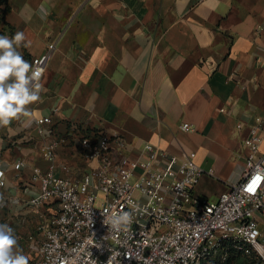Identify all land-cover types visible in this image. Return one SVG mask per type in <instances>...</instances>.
<instances>
[{"label":"crops","instance_id":"1","mask_svg":"<svg viewBox=\"0 0 264 264\" xmlns=\"http://www.w3.org/2000/svg\"><path fill=\"white\" fill-rule=\"evenodd\" d=\"M1 13L0 35L24 33L18 51L30 63L55 45L30 123L0 127V224L14 229L29 261L30 237L52 211L29 207L40 192L35 172L55 165L81 178L96 167L76 150V127L94 141L120 138L116 159L141 158L150 144L193 160L205 171L194 189L203 200L216 202L240 180L245 141L264 123V0H0ZM43 118L52 124L41 135ZM55 137L63 143L46 160ZM261 229L264 242V220Z\"/></svg>","mask_w":264,"mask_h":264},{"label":"built area","instance_id":"2","mask_svg":"<svg viewBox=\"0 0 264 264\" xmlns=\"http://www.w3.org/2000/svg\"><path fill=\"white\" fill-rule=\"evenodd\" d=\"M54 50L49 45L33 65L45 72ZM51 124V118L37 120L38 132L44 135ZM76 128L75 141L96 167L81 178L68 169L60 175L55 165L35 172L40 192L29 207L39 213L50 206L52 211L40 216L38 234L30 237L29 264H209L229 246L255 253L264 264V179L254 181L264 176L261 119L245 141L249 155L240 180L216 202L194 194L205 171L193 160H178L150 144L141 158L116 159V147H125L120 138L101 134L94 141ZM182 129L190 128L185 124ZM62 143L58 137L45 143L44 159L53 161ZM122 212L130 213L131 223L114 228L109 218ZM221 256L226 262L227 255Z\"/></svg>","mask_w":264,"mask_h":264},{"label":"clouds","instance_id":"3","mask_svg":"<svg viewBox=\"0 0 264 264\" xmlns=\"http://www.w3.org/2000/svg\"><path fill=\"white\" fill-rule=\"evenodd\" d=\"M24 41L22 32L11 37L0 35V127H8L22 118L30 123L34 115L30 106L41 100L44 69L34 66L18 51ZM262 179L264 176L259 174L254 177V181ZM109 222L114 228L126 227L131 223V215L113 213ZM0 264H29L14 229L7 224H0Z\"/></svg>","mask_w":264,"mask_h":264},{"label":"trees","instance_id":"4","mask_svg":"<svg viewBox=\"0 0 264 264\" xmlns=\"http://www.w3.org/2000/svg\"><path fill=\"white\" fill-rule=\"evenodd\" d=\"M2 16L3 14L1 13L0 17ZM1 21L4 22L0 18V23ZM222 254L227 255V260L223 264H260V261L258 260L255 253L238 252L234 250L231 246L225 248V250H223L220 255Z\"/></svg>","mask_w":264,"mask_h":264},{"label":"rangeland","instance_id":"5","mask_svg":"<svg viewBox=\"0 0 264 264\" xmlns=\"http://www.w3.org/2000/svg\"><path fill=\"white\" fill-rule=\"evenodd\" d=\"M77 148H78V149H77ZM77 148H76V150H78V152H79V151H80V149H79L80 147H77ZM100 198H103V196L100 195Z\"/></svg>","mask_w":264,"mask_h":264},{"label":"snow or ice","instance_id":"6","mask_svg":"<svg viewBox=\"0 0 264 264\" xmlns=\"http://www.w3.org/2000/svg\"><path fill=\"white\" fill-rule=\"evenodd\" d=\"M249 190H252L251 187L249 188Z\"/></svg>","mask_w":264,"mask_h":264}]
</instances>
